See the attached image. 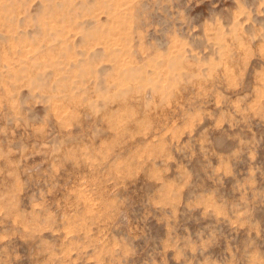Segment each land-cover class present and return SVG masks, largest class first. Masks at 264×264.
Segmentation results:
<instances>
[{"label":"rangeland","instance_id":"rangeland-1","mask_svg":"<svg viewBox=\"0 0 264 264\" xmlns=\"http://www.w3.org/2000/svg\"><path fill=\"white\" fill-rule=\"evenodd\" d=\"M0 264H264V0H0Z\"/></svg>","mask_w":264,"mask_h":264}]
</instances>
